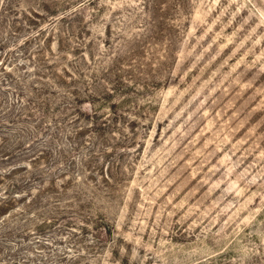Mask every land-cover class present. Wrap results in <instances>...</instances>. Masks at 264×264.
<instances>
[{
    "label": "rangeland",
    "instance_id": "1",
    "mask_svg": "<svg viewBox=\"0 0 264 264\" xmlns=\"http://www.w3.org/2000/svg\"><path fill=\"white\" fill-rule=\"evenodd\" d=\"M0 264H264V0H0Z\"/></svg>",
    "mask_w": 264,
    "mask_h": 264
}]
</instances>
